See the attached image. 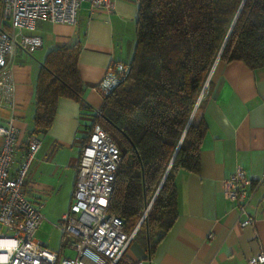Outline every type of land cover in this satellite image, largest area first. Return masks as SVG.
<instances>
[{"label":"crops","instance_id":"crops-1","mask_svg":"<svg viewBox=\"0 0 264 264\" xmlns=\"http://www.w3.org/2000/svg\"><path fill=\"white\" fill-rule=\"evenodd\" d=\"M137 1L114 0L111 11L83 2L76 24L38 20L33 32L41 38V47L32 54L19 52L14 59L16 106L13 111L0 106V121L14 114L22 143L31 123L40 62L50 49L80 37L77 70L83 83L82 101L59 97L51 126L35 136L39 146L23 183L24 193L42 212L48 204L59 202L62 208L66 206L60 217L71 202L81 149L93 113L103 102L97 84L110 62L128 63L133 53ZM209 79L203 102L206 130L199 151L200 169L177 171V216L172 227L152 252L135 237L128 249L131 260L246 264L249 255L264 249V66L251 69L242 61L219 62ZM24 148L19 149L17 162ZM237 165L258 179L247 188V211L255 217L247 226L240 225L243 215L222 189L223 178Z\"/></svg>","mask_w":264,"mask_h":264},{"label":"trees","instance_id":"trees-1","mask_svg":"<svg viewBox=\"0 0 264 264\" xmlns=\"http://www.w3.org/2000/svg\"><path fill=\"white\" fill-rule=\"evenodd\" d=\"M80 47L78 36L50 49L40 62L21 147L49 129L59 97L82 101ZM215 61L264 66V0L137 1L128 73L103 95L93 123L120 150L108 211L121 218L125 232L132 231L153 200L135 234L149 252L176 219L177 171L200 169L210 79L203 89Z\"/></svg>","mask_w":264,"mask_h":264},{"label":"built area","instance_id":"built-area-1","mask_svg":"<svg viewBox=\"0 0 264 264\" xmlns=\"http://www.w3.org/2000/svg\"><path fill=\"white\" fill-rule=\"evenodd\" d=\"M113 1L1 0L0 106L15 109L12 65L19 52L32 54L41 47V38L33 32L38 20L76 24L83 2L94 9L111 11ZM128 70V63L110 62L97 89L103 95L108 93ZM14 121V114L0 121V264H142V260H131L128 255L138 226L127 233L121 218L108 211L121 155L107 131L97 122L92 124L81 149L71 202L54 223L62 236L71 239L70 248L75 255L67 257L62 255V245L59 251L51 250L36 237L45 216L41 206L24 193L23 183L39 140L35 136L29 138L17 162L21 139ZM255 181L258 179L248 176L240 165L222 180L224 197L243 215L241 226L255 221L247 211V188ZM246 264H264V249L249 255Z\"/></svg>","mask_w":264,"mask_h":264},{"label":"rangeland","instance_id":"rangeland-1","mask_svg":"<svg viewBox=\"0 0 264 264\" xmlns=\"http://www.w3.org/2000/svg\"><path fill=\"white\" fill-rule=\"evenodd\" d=\"M65 207L66 206L62 208L61 203L59 202L50 203L48 206L44 207L43 212L45 218L36 232V237L41 243L51 250L59 251L62 245V255L71 257L75 255V252L72 248H70V237L67 235L62 236L61 232L54 225V223H56L61 217H59V215L62 211H64Z\"/></svg>","mask_w":264,"mask_h":264},{"label":"water","instance_id":"water-1","mask_svg":"<svg viewBox=\"0 0 264 264\" xmlns=\"http://www.w3.org/2000/svg\"><path fill=\"white\" fill-rule=\"evenodd\" d=\"M216 62H217V61H215L214 65H213V67H212V69H211V71H210V74H209V76H208V79H207L206 84H205L204 87H206V85L208 84L209 77H210V75H211V72H212V70H213V68H214V66H215V64H216ZM201 97H202V94L199 96L198 102H199V100L201 99ZM198 102H197V103H198ZM179 144H180V143H179ZM179 144H178V146H177V148H176V150H175V153H176V151H177V149H178V147H179ZM175 153H174V155H175ZM174 155H173L172 159L174 158ZM171 161H172V160H171ZM170 163H171V162H170ZM169 166H170V164H169ZM169 166H168V169H169ZM168 169L166 170L165 175L167 174ZM162 181H163V180H162ZM152 201H153V200H152ZM152 201L149 203V205H148L146 211L144 212L143 216H142L141 219L139 220L137 226L140 225V223H141V221L143 220L144 216L146 215V212H147V210L149 209V207H150Z\"/></svg>","mask_w":264,"mask_h":264}]
</instances>
